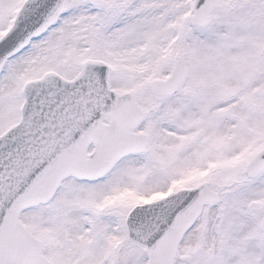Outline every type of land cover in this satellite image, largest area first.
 <instances>
[{
  "label": "snow or ice",
  "instance_id": "obj_1",
  "mask_svg": "<svg viewBox=\"0 0 264 264\" xmlns=\"http://www.w3.org/2000/svg\"><path fill=\"white\" fill-rule=\"evenodd\" d=\"M0 264H264V0H0Z\"/></svg>",
  "mask_w": 264,
  "mask_h": 264
}]
</instances>
